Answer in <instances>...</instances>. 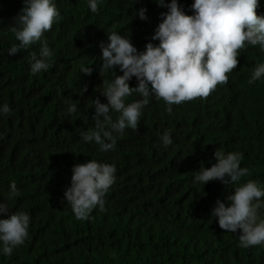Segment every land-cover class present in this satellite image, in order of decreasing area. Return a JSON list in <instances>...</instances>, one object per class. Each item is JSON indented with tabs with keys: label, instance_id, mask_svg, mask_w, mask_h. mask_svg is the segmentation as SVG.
I'll return each mask as SVG.
<instances>
[{
	"label": "trees",
	"instance_id": "16d2710c",
	"mask_svg": "<svg viewBox=\"0 0 264 264\" xmlns=\"http://www.w3.org/2000/svg\"><path fill=\"white\" fill-rule=\"evenodd\" d=\"M179 3L193 14L194 0ZM56 5L61 19L42 41L8 56L17 42L9 26L23 0H0V105L12 109L0 116V202L8 203L10 213L31 216L29 239L13 255L0 254V264H264V246L241 248L239 234L221 229L211 215L218 199L247 180L264 185V79L249 83L264 51L241 49L226 85L172 105L171 113L163 99L150 96L138 130L127 129L114 150L102 152L81 138L94 129L93 101L107 102L100 93L112 80L100 71L102 51L90 42L88 26L129 36L143 51L148 42L159 43L151 37L167 9L155 0H102L98 13L87 0ZM140 8H147V21L135 15ZM44 43L53 51L50 66L33 75L32 56ZM85 68H93L91 76ZM137 84L133 77L130 86ZM139 99L133 94L127 102ZM69 100L77 104L72 115ZM166 131L173 139L167 147L160 139ZM216 150L242 153L241 166L251 175L238 185L194 183L195 172L216 162ZM90 160L115 163L117 178L105 210L78 220L64 194L73 166Z\"/></svg>",
	"mask_w": 264,
	"mask_h": 264
},
{
	"label": "clouds",
	"instance_id": "9594fccd",
	"mask_svg": "<svg viewBox=\"0 0 264 264\" xmlns=\"http://www.w3.org/2000/svg\"><path fill=\"white\" fill-rule=\"evenodd\" d=\"M166 8L161 13V22L155 28L152 41L140 51L129 36L110 33L88 26L90 42L102 51L100 71L112 76L100 93L106 98L93 101L94 129L81 133L88 143L95 142L100 151L114 150L117 139L127 129L138 130L149 97L163 99L172 112V105H179L198 97H207L218 85H226L229 75L239 65L240 50L246 46L259 47L264 51V13L258 14L260 0H194L193 14L189 15L179 0H155ZM102 0H87L91 12L98 13ZM147 8H140L135 15L147 21ZM61 19L56 0H23V8L14 18L9 30L15 40L7 51L16 56L22 50L42 41L44 34L52 30ZM78 35V29L73 28ZM53 51L46 43L39 55L33 54L30 71L33 75L49 68ZM100 58V57H99ZM122 75H118L116 69ZM93 68H85L91 76ZM136 78V87L130 81ZM264 79V63H258L249 83ZM87 89L85 88L84 91ZM137 94L141 99L128 103L127 98ZM69 115L77 112V104L69 100ZM12 112L8 104L0 105V116ZM113 113L118 114L113 119ZM165 147L173 143L172 132L161 137ZM215 163L201 167L195 172L194 183L206 186L210 181L238 185L242 178L250 176V170L242 167L243 154L237 151L225 153L216 150ZM71 184L64 197L78 220H87L97 208L105 210L106 196L116 183L115 163H100L90 160L75 164ZM12 196L18 193L15 183L10 185ZM264 185L256 180H247L235 187L225 200L218 199L212 209V217L218 219L219 227L239 234V246L252 248L264 246ZM31 216L24 211L10 213L7 202H0V254L11 256L29 239Z\"/></svg>",
	"mask_w": 264,
	"mask_h": 264
}]
</instances>
